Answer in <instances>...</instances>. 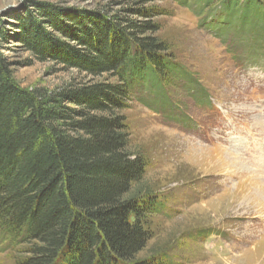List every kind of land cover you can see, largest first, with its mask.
I'll return each instance as SVG.
<instances>
[{
	"label": "rangeland",
	"instance_id": "obj_1",
	"mask_svg": "<svg viewBox=\"0 0 264 264\" xmlns=\"http://www.w3.org/2000/svg\"><path fill=\"white\" fill-rule=\"evenodd\" d=\"M189 1L0 0V54L17 88L73 108L81 91L117 82L72 60L94 53L89 42L96 44L103 25H156L146 35L167 46L200 93L186 94L181 85L166 90L163 102L175 109L162 117L152 109L162 97L147 87L120 112L129 148L148 164L130 194L164 202L135 261L163 254L167 264H264V31L255 39L257 21L218 3L200 8V0ZM224 41L239 43L248 55L247 44L257 42L259 61L236 63ZM203 92L209 101L199 104ZM4 246L0 264H22V247Z\"/></svg>",
	"mask_w": 264,
	"mask_h": 264
},
{
	"label": "trees",
	"instance_id": "obj_2",
	"mask_svg": "<svg viewBox=\"0 0 264 264\" xmlns=\"http://www.w3.org/2000/svg\"><path fill=\"white\" fill-rule=\"evenodd\" d=\"M200 1V8L218 3L243 20L257 21L254 38L262 36L264 0ZM128 23L124 29L103 25L96 44L89 42L94 53L73 56L86 71L117 80L76 94L73 108L56 96L37 99L17 88L0 54V244L22 247V264H167L163 254L135 261L152 239L150 218L161 213L164 202L130 194L148 164L129 148L120 112L147 87L162 97L152 108L160 116L175 109L163 102L166 90L181 85L193 95L200 89L169 58L167 46L146 35L155 33L156 25ZM250 43L249 55L239 43L224 41V50L236 63L254 64L258 43ZM206 101L203 92L198 103Z\"/></svg>",
	"mask_w": 264,
	"mask_h": 264
},
{
	"label": "bare ground",
	"instance_id": "obj_3",
	"mask_svg": "<svg viewBox=\"0 0 264 264\" xmlns=\"http://www.w3.org/2000/svg\"><path fill=\"white\" fill-rule=\"evenodd\" d=\"M258 171V170H257ZM257 171H255V172H257ZM263 190V189H262Z\"/></svg>",
	"mask_w": 264,
	"mask_h": 264
}]
</instances>
